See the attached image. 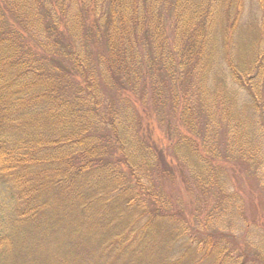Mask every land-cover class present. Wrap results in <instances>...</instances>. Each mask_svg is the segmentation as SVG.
<instances>
[{
	"label": "trees",
	"instance_id": "obj_1",
	"mask_svg": "<svg viewBox=\"0 0 264 264\" xmlns=\"http://www.w3.org/2000/svg\"><path fill=\"white\" fill-rule=\"evenodd\" d=\"M243 1L0 0V264H170L157 257L180 252L176 236L154 230L183 213L155 126L193 180H210L198 168L220 137L264 185V44L234 57ZM220 42L232 85L216 76ZM222 178L216 229L235 239L241 191ZM195 235L211 264L258 262Z\"/></svg>",
	"mask_w": 264,
	"mask_h": 264
},
{
	"label": "rangeland",
	"instance_id": "obj_2",
	"mask_svg": "<svg viewBox=\"0 0 264 264\" xmlns=\"http://www.w3.org/2000/svg\"><path fill=\"white\" fill-rule=\"evenodd\" d=\"M218 12L220 17H224V10H219ZM242 12V20L240 24H238L234 35L233 54L236 60L250 62L256 57V49L261 46L262 43L264 44V37H260L259 30V27L263 25L264 10L260 8L258 0H244ZM221 23L222 20L217 22L219 28ZM220 43V55L217 61L218 71L216 72V76L218 80L222 82L225 75L228 84L232 85L230 73L225 72L222 74L220 72V69L225 67L224 51L222 49V42ZM236 91L238 90H234L233 92ZM238 92L240 95H234V97L239 100V104L241 105L243 100L246 99V96L240 91ZM154 132L157 139L164 140L160 143V146L165 150L166 154L170 153L168 154L167 161L173 169L169 173H165L164 166L159 165L163 176L166 174V176H164L165 180L162 182V184L164 183L162 188L166 196L168 195L172 199L174 203L173 206L177 207V209L179 208L180 212L183 213L178 224L170 223L164 224L163 226L159 224L154 230V233L160 235L164 244L166 242L169 243L173 237L176 236V245L179 246L180 252L171 250L173 246L168 244L167 246L165 245L168 250L163 249L157 258H166L169 253L168 259L170 264L174 263L176 256L179 260L177 264H211L214 262V257L219 258L218 254H211L210 249L204 252L200 251V247L196 248L197 245L193 241V235L195 234L201 239H204V237L206 238V234H209V236L214 235L208 243L210 247H213V250L218 251L222 249L223 245L229 243L232 245H228L229 247H237L233 249L234 253H239L240 250H242L249 253L250 258L256 257L259 262H247V264H264V185L255 177L256 173L252 175L244 174V171L250 164L242 163L239 158L235 157H230V161L225 160L222 157L221 150H218V144L221 142L219 137V139L215 141L216 150H212L213 157L216 159H210L208 160V164H202L205 168H198L199 170L201 169L200 171H202V173L204 172V175L210 177V180L206 179L205 182L201 183L200 179L196 181L193 180V178L190 177L189 170L173 159L171 155L173 152H170L168 148L167 138L164 136L163 139L162 134L156 129V126ZM233 139H236V137H233ZM231 144L233 150L232 154H235L234 151L237 147L232 141ZM256 159L257 157L253 156L252 159H248L247 161L249 163H256ZM219 162L226 167V172H222V174L217 171L218 166L216 167V165ZM225 174L228 178H232L231 180H233L235 186L241 191V193H238V198L241 199L240 204H242V209L237 208V210L242 220V227L237 230L235 239H233L232 236L222 238V233H218L216 229L220 226V224L217 223L219 209H216L218 205L222 204L223 196L221 192H219V187L215 182H218L219 179L222 180ZM258 174H260L259 171ZM252 222L254 225H248V223ZM259 229L262 230L261 233ZM194 230L197 232H194ZM173 256L174 260L171 259ZM242 259H244L243 256Z\"/></svg>",
	"mask_w": 264,
	"mask_h": 264
}]
</instances>
